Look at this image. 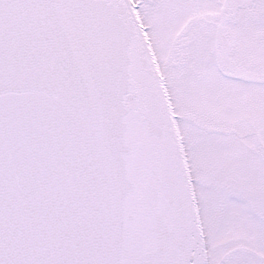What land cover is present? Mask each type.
Segmentation results:
<instances>
[{
    "label": "snow or ice",
    "instance_id": "snow-or-ice-1",
    "mask_svg": "<svg viewBox=\"0 0 264 264\" xmlns=\"http://www.w3.org/2000/svg\"><path fill=\"white\" fill-rule=\"evenodd\" d=\"M0 264H264V0H0Z\"/></svg>",
    "mask_w": 264,
    "mask_h": 264
}]
</instances>
